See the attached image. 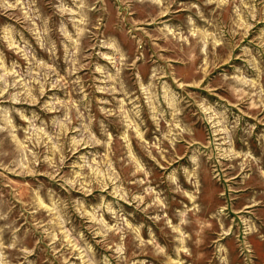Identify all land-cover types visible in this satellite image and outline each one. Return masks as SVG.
Here are the masks:
<instances>
[{"label": "rangeland", "instance_id": "obj_1", "mask_svg": "<svg viewBox=\"0 0 264 264\" xmlns=\"http://www.w3.org/2000/svg\"><path fill=\"white\" fill-rule=\"evenodd\" d=\"M0 264H264V0H0Z\"/></svg>", "mask_w": 264, "mask_h": 264}]
</instances>
